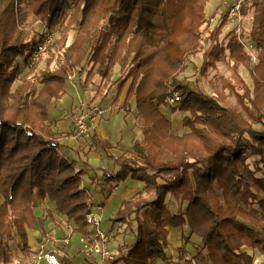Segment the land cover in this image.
Wrapping results in <instances>:
<instances>
[{
	"label": "trees",
	"instance_id": "1",
	"mask_svg": "<svg viewBox=\"0 0 264 264\" xmlns=\"http://www.w3.org/2000/svg\"><path fill=\"white\" fill-rule=\"evenodd\" d=\"M207 1L0 0V264L12 261L8 241L14 237L22 244L24 258L37 252L28 238L36 222L42 226L44 221L34 213L37 202L54 201L74 232L87 231L85 214L93 204L92 195L82 186L83 170L60 153V140L69 134L53 130L48 122V105L65 93L66 82L85 64L90 69L83 85L98 74L102 87L119 67L111 104L122 97L119 108L127 115L132 99L141 122V138H134L132 150L118 156L110 152L107 139L90 136V146L102 149L117 166L103 169L104 179L111 183L130 178L141 182L142 189L124 200L113 217L126 227L135 221L136 241L120 245L117 254L99 262L85 256L84 263L165 260L166 226L184 225L202 240L185 264H252L242 246L264 254V177L247 162L248 155L255 156L256 166L264 165V0H243L240 5V14L252 11L246 38L258 50L255 63L235 34H229L225 45L219 41L228 20L225 12L208 32L209 45L202 46V30L214 16L205 15ZM31 16L47 31L65 21L56 40L60 45L67 31L75 30L61 60H55L54 43L48 41L42 52L49 56L38 71L40 55L34 57L45 36L28 39L24 34L22 27ZM225 50L231 77L241 92L226 78L208 80L213 95L178 81L190 56L201 51L198 71L206 76ZM53 60L56 68L50 66ZM240 66L247 69L252 88L239 74ZM226 89L241 112L225 105ZM174 91L180 100L172 111L183 113L181 123L188 129L182 134L173 133L170 119L160 109ZM167 194L184 201V208L171 212ZM42 210L53 218L44 205ZM41 234L46 232L42 229ZM179 251L185 253L184 246ZM62 263L75 264L69 257Z\"/></svg>",
	"mask_w": 264,
	"mask_h": 264
},
{
	"label": "rangeland",
	"instance_id": "2",
	"mask_svg": "<svg viewBox=\"0 0 264 264\" xmlns=\"http://www.w3.org/2000/svg\"><path fill=\"white\" fill-rule=\"evenodd\" d=\"M227 5L226 3H223V0H208L205 5V15L206 17L213 16L209 26L205 27L202 30V38H201V44L205 48L209 45L210 41L208 39V32L210 29H212L214 26H216L217 22L219 21V17L221 13L226 12ZM251 15L252 11L247 13L246 15L239 14L234 22L231 20L232 23L226 22V24L223 26L221 29V33L219 35V41L223 45H225L229 34H236L235 30L236 28L242 29L245 34L249 32V29L251 28ZM104 18L101 19V22H104ZM230 21V20H229ZM65 24V21L62 22L61 24L56 25L53 29L50 31H47L45 26L40 22L39 19L31 16L29 19L25 21V25L22 27V31L24 34L27 36L28 39H31L33 35H39L43 34L45 36V41L43 42L44 45L48 43V41L54 43L53 47H51V51L53 53V57L55 60H61L62 58V51L63 49L69 45L74 38L75 35V30L74 29H69L66 34V38L63 42L62 45L56 42L58 38L60 37L62 31H63V26ZM76 25H74L73 28H75ZM246 45L245 48L246 50L250 53L252 62H257V56L256 52L249 48L248 44L251 42V44H254L251 40L246 39L245 40ZM42 43V44H43ZM41 44V45H42ZM258 51V50H257ZM40 60L38 63L37 71L39 69H42L45 65V60L48 58L49 54L48 52H41L40 54ZM201 51L196 53L193 56H190L187 62V68L178 75L177 79L180 83L186 84L188 87L193 89L194 91H200L203 92L207 95H213V91L209 85L208 80L214 76V79L216 81L219 80V78H226L229 79L232 83H235L234 79L231 77L230 70H229V60H228V51L225 50V55L221 61L216 62V69H211L208 68V72L206 76H203L202 74L199 73L198 68L201 63ZM38 57H34L36 60ZM17 62L20 63V65L23 64L21 58L17 60ZM52 68H56L57 64L53 60L52 63L50 64ZM90 69L89 65H84V68L80 71L79 67L75 70L74 74L71 75L70 79L66 82V90L65 93L57 100H54L55 102H52L48 105V114L49 116L51 115L53 118H63L65 116H71L72 117V125L73 124V116L75 115V110L79 109L82 112H86L89 116L88 119L92 115H98L97 110L101 109L102 113L100 114L101 116H104L103 122L104 125H106L105 129L109 133V139L108 142L110 144H117V143H123L126 144L127 142H130L133 140L135 137L140 136V129L139 127L136 128L134 125V121L132 120V117L129 114H133L135 117V109L133 106V100H130L131 103V108H133V112L131 111L127 114V116L124 118L123 116L125 115L124 110L122 108H119L117 106L118 104H111V100L114 97L115 94V82L116 79L119 77V67L116 65L113 69V73L111 78L105 83V85L102 87L101 86V77L98 74H95L91 77V80L88 82L87 85H83L84 83V78L87 70ZM27 69H25L26 72ZM36 71V72H37ZM239 74L245 81V83L252 88V81L251 78L248 74V71L245 67L240 66L239 67ZM38 73V72H37ZM36 87H40V83L35 81ZM101 86V87H100ZM237 86V85H236ZM99 88L98 92L97 89ZM237 90L241 92V89L239 86H237ZM224 93L226 94V99H225V105L231 106L233 108H236L239 112H241L240 107L238 106L236 99L233 95L232 92L229 90H224ZM122 99V97L120 98ZM96 102V103H95ZM175 105V104H174ZM173 104L166 103L164 107V113L169 116L171 124H172V131L174 134L176 133V128L177 127H183L181 123V119H179V114L183 116V113L179 111H172V107L174 106ZM104 107H111V110L108 109L106 112L103 109ZM117 107V108H116ZM50 111V113H49ZM87 119V121H88ZM139 119V118H138ZM139 124H141L140 119H139ZM254 128H256L259 131H262L263 128L260 125H255ZM85 135V134H84ZM115 151L117 149L115 148ZM67 155L69 157H72L76 161H79L83 157V153L77 155V152L73 149H69L67 151ZM81 155V156H80ZM81 158V159H80ZM258 160V157L255 156H249L247 157V162L249 163V166L253 169H256V175L258 176H263L264 177V165L256 166V161ZM112 164V163H111ZM93 179V178H90ZM83 180V178H82ZM85 180V179H84ZM86 184L82 185L85 187L89 195L92 196V201L95 203H98L100 201H105V199H108L109 201L106 202L105 205V210H103V221L101 224V227L109 230L113 229L114 232V239L111 240L108 243V249L111 251V254H117L118 247L120 245L124 244H132L136 241V223L135 221L131 222L130 226H127L125 224H122L119 221H113V213L109 210L110 205L114 204L115 200L112 201L110 197H106L107 193L101 192V190L98 189V186L91 185L89 182H85ZM91 185V186H90ZM90 188H89V187ZM88 187V188H87ZM141 188L142 189V184L137 181L133 180L130 178H127L124 182H122L121 185H119L118 190L123 192L125 189H137ZM118 191V192H119ZM113 198V197H112ZM124 199H129L128 196H125ZM173 195L167 194L165 197V202L167 204V207L170 208V211L175 213L179 212L180 210L177 211L178 207V202L175 200ZM1 202V198H0ZM182 203V202H180ZM183 204L185 205V202L183 201ZM184 208V207H182ZM35 215H39V211L34 212ZM54 223H53V222ZM72 223L66 221V219H49L47 222H43L42 226H40L36 222V227L35 230L29 231L28 238H29V244L31 245V248L34 251H37L39 248L38 242L41 238H48L50 240L44 247L42 253L45 251H48L49 249L56 248L62 252V257H69L75 264H86L84 263V257L85 255L82 254L81 252H78L76 247L73 245H77V241L74 239L75 235H73L71 239V244L68 246H62L61 241L59 238H61L62 234H55L56 227H63V229H68V227H71ZM46 232V235H42L41 231L42 229ZM113 227V228H112ZM262 233L259 234L261 236ZM192 236L198 239V236L195 234H192ZM196 240V243L198 241ZM202 242L201 238L199 240ZM52 242V243H50ZM10 249H11V256H12V261L10 264H30L31 259L33 256H29L28 258H24L22 254V244L18 241V237H14L8 241ZM202 245V243H201ZM244 246L241 247V250L245 252L247 255H249L251 258L253 256L252 254V248L250 252H246V250L242 249ZM96 260L99 262L100 257L94 256ZM260 264H264V261H262Z\"/></svg>",
	"mask_w": 264,
	"mask_h": 264
},
{
	"label": "crops",
	"instance_id": "3",
	"mask_svg": "<svg viewBox=\"0 0 264 264\" xmlns=\"http://www.w3.org/2000/svg\"><path fill=\"white\" fill-rule=\"evenodd\" d=\"M228 22L232 23L229 20H228ZM65 90H66V86H65ZM52 102H55V101H52ZM120 104H121V99H120L117 106H120ZM164 107L165 106L160 107L161 111L164 109ZM103 109L106 112L108 109L111 110V107H104ZM131 111L133 112V108H131ZM49 113H50V111H49ZM163 114L167 118H170L164 112H163ZM129 115L132 117V120L134 121L135 127L138 128L140 125L138 122L139 119L137 117H135L132 113ZM126 116L127 115H124L123 117L125 118ZM103 117L104 116L95 114V115H92L90 117V119H88V121H87L88 133L86 135H77L72 131V129H73L72 117L69 115L65 116L63 118H60V119L53 118L50 115L48 122L51 124V127L53 130L61 132L62 134H65V133L69 134L67 137L60 140V144H61L60 145V153L62 155H64L65 157H67L68 159L74 160L76 163L77 169L83 170L82 185L83 184L85 185L86 184L85 182L87 181L91 185L98 186V189L101 190V192H103V193H105V191L108 192L106 197H110L112 199V201L115 200L114 204L108 206L109 210L113 213V216H114V214L116 213V211L120 207L121 203L124 200H128V199H124L125 196H128V198H131L134 194L140 192L141 188H137L134 190L133 189H125V190H123V192H121L118 190V187L124 181H117V182L108 183L104 179V176H103L104 173L102 170L103 169L116 170L117 166L114 165L113 161L110 160L105 155V153L102 149L90 146V136H92V135H96V136L103 138V139H109V133L105 129L106 125H104V123H102L103 119H104ZM178 117H179V119H181L182 115L179 114ZM175 131H176V133L178 132V134H182L184 132H187L188 129L182 128L180 126V127H177ZM139 133H140V136L135 137V138H137V139L141 138V132H139ZM132 142H133V140H131L130 142H127L126 144H124V142L123 143H117V144H111L112 148H111L110 152L114 156H118L123 150H132ZM115 148L117 149V151H115ZM69 149L75 150L77 152L78 156H79V154L83 153L84 155H83L82 159L80 158L81 160L76 161L72 157H69L67 155V151ZM90 178H93V179H90ZM108 199H105V201H100L98 203H95L94 201H92V202L94 205H101L102 209L105 210L106 202L109 201ZM175 200L178 202L177 211L182 210L183 209L182 207H184L183 202L180 203V201L178 199H175ZM43 205L52 213V216L54 219H60V220L66 219L64 216L60 215V213L58 212L57 207H56V203L54 201H50V200L46 199L42 204H39L37 202L36 207L34 209V212L36 210L39 211L40 216H38V218L44 220L43 221L44 223L47 222V220L52 219V218L50 216H46V213L42 210ZM175 213H178V212H175ZM62 231H63V227H56L55 234H59V236H60ZM166 231H167V236H166L167 245L164 249L165 254H166V259L165 260L156 259L153 262V264H185L184 261L190 260L192 257H194V255H196V253H197V250L200 249L202 246L201 245L202 242L200 241V243H199L200 237H198L199 240L195 239L192 236V234H190V228L187 225H184L181 227L166 226ZM196 240L198 241V243H196ZM50 243H52V242H50ZM73 246H75V245H73ZM182 246H184L185 253H182L181 251H179V248ZM242 249L246 250V252H250V250H251V248H248L245 246ZM252 254L258 255V254H256V252L253 249H252ZM181 257H184V259H179ZM192 264H210V263L197 261V262H193Z\"/></svg>",
	"mask_w": 264,
	"mask_h": 264
},
{
	"label": "built area",
	"instance_id": "4",
	"mask_svg": "<svg viewBox=\"0 0 264 264\" xmlns=\"http://www.w3.org/2000/svg\"><path fill=\"white\" fill-rule=\"evenodd\" d=\"M243 0H223L226 3V16L230 21L233 20L240 14V5ZM235 36L243 44L246 50L245 40L246 35L242 29L236 28ZM44 43L38 47L35 57H38L44 48ZM249 48L257 53V48L255 43L248 44ZM247 51V50H246ZM248 52V51H247ZM250 55V53L248 52ZM257 56V54H256ZM251 57V55H250ZM252 59V58H251ZM180 100V94L174 91L166 98V103L176 104ZM102 113L101 109L97 110V114ZM89 118L86 112H82L79 109L75 110V115L73 116V129L72 131L77 135H86L88 133V123ZM103 221V209L101 205H93L92 203L88 206L87 212L85 214V223L87 224L86 232H74L72 226L68 229H63L62 236L60 239L62 246H68L71 244V239L75 235V240L77 245H75L78 252H81L85 256H98L103 259L109 256L111 251L108 249V243L114 239L113 229L106 230L101 227ZM113 228V227H112ZM48 238H41L38 242L39 248L37 252L33 255L30 264H63L62 263V252L56 248L49 249L42 253L45 245L48 242ZM264 261V254H258L252 256V264H260Z\"/></svg>",
	"mask_w": 264,
	"mask_h": 264
}]
</instances>
